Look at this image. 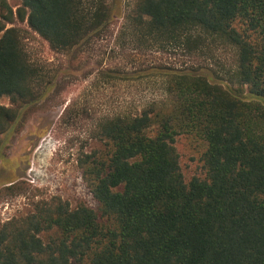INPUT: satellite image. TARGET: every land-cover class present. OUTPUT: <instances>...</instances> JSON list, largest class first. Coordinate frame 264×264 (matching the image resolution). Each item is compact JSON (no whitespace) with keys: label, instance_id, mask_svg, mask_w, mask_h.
Returning <instances> with one entry per match:
<instances>
[{"label":"trees","instance_id":"trees-1","mask_svg":"<svg viewBox=\"0 0 264 264\" xmlns=\"http://www.w3.org/2000/svg\"><path fill=\"white\" fill-rule=\"evenodd\" d=\"M18 1L14 12L0 0V99H9L0 103V152L54 88L17 20L74 64L121 19L114 57L134 65L133 56L160 53L180 66L97 73L154 78L160 96L141 108L98 116L66 106V124L94 127L98 144L77 165L96 208L38 200L0 223V264H264V0H136L125 14L108 0ZM219 74L241 90L215 82ZM179 138L199 163L188 181Z\"/></svg>","mask_w":264,"mask_h":264},{"label":"rangeland","instance_id":"rangeland-1","mask_svg":"<svg viewBox=\"0 0 264 264\" xmlns=\"http://www.w3.org/2000/svg\"><path fill=\"white\" fill-rule=\"evenodd\" d=\"M135 1L108 0L116 12L123 14ZM9 4L14 12L20 6L18 0H9ZM120 24L121 19L112 22L108 31L95 39L89 49L82 50L79 60L73 64L69 52L51 49L46 41L28 27L26 21L17 20L15 23L14 26L21 29L29 59L48 75L46 80L54 79V88L29 115L24 128L11 136L0 152V223L25 216L33 210L38 200L54 196L67 201L71 208L79 204L96 208L77 165L80 154L89 152L98 144L91 136L94 127L91 121L82 118L66 124V119H62L64 109L68 105L78 104L90 108L99 116L141 108L150 99L160 96L154 78H138L133 74L123 76L126 80L103 81L97 73L120 68L132 74L138 64L143 67L153 64L180 66L174 57L160 53L133 56L134 65L131 56L114 57L112 50ZM129 53L133 55L128 50L126 54ZM231 54L229 50L224 53V57L229 61ZM218 78L220 80L214 81L232 90H241L236 81L221 76ZM243 97L248 99L246 88ZM0 103L8 106L9 99L3 97ZM176 149L184 179L188 181L193 175H199L197 156L184 138L177 140ZM30 168H33L30 173L33 183L26 180ZM12 180H16L15 187L7 191L4 188ZM20 182L22 185L18 186Z\"/></svg>","mask_w":264,"mask_h":264},{"label":"built area","instance_id":"built-area-1","mask_svg":"<svg viewBox=\"0 0 264 264\" xmlns=\"http://www.w3.org/2000/svg\"><path fill=\"white\" fill-rule=\"evenodd\" d=\"M32 169L33 168L28 169V174H27V179H26L30 183L34 182L33 178H31V175H30V173L32 172Z\"/></svg>","mask_w":264,"mask_h":264}]
</instances>
